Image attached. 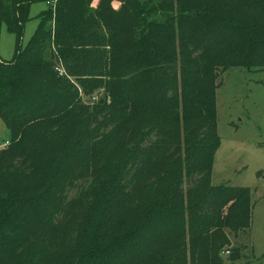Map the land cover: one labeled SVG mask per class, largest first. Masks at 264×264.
I'll return each instance as SVG.
<instances>
[{
  "label": "trees",
  "instance_id": "1",
  "mask_svg": "<svg viewBox=\"0 0 264 264\" xmlns=\"http://www.w3.org/2000/svg\"><path fill=\"white\" fill-rule=\"evenodd\" d=\"M55 1L22 48L33 1L0 0V264L239 260L254 203L212 184L217 90L264 70V0Z\"/></svg>",
  "mask_w": 264,
  "mask_h": 264
},
{
  "label": "rangeland",
  "instance_id": "2",
  "mask_svg": "<svg viewBox=\"0 0 264 264\" xmlns=\"http://www.w3.org/2000/svg\"><path fill=\"white\" fill-rule=\"evenodd\" d=\"M31 20L25 25L21 47L25 48L38 29L41 13L50 9L47 0H29ZM55 4V0L52 1ZM17 35L7 25L0 28V56L11 61L17 53ZM48 55V54H47ZM63 70V68H62ZM217 90V131L221 145L214 157L212 184L247 187L254 203L251 227L237 234L227 231L240 259L225 264H264V70L235 68L225 72ZM80 96L86 104L98 102L105 89ZM10 134L0 117V152L7 149Z\"/></svg>",
  "mask_w": 264,
  "mask_h": 264
},
{
  "label": "crops",
  "instance_id": "3",
  "mask_svg": "<svg viewBox=\"0 0 264 264\" xmlns=\"http://www.w3.org/2000/svg\"><path fill=\"white\" fill-rule=\"evenodd\" d=\"M97 2V0H92V3L95 4Z\"/></svg>",
  "mask_w": 264,
  "mask_h": 264
},
{
  "label": "built area",
  "instance_id": "4",
  "mask_svg": "<svg viewBox=\"0 0 264 264\" xmlns=\"http://www.w3.org/2000/svg\"><path fill=\"white\" fill-rule=\"evenodd\" d=\"M52 2H48V4H51ZM6 145H8V141L6 142Z\"/></svg>",
  "mask_w": 264,
  "mask_h": 264
}]
</instances>
